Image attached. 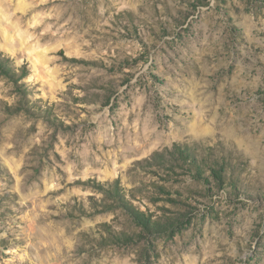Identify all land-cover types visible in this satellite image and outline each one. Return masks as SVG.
I'll return each mask as SVG.
<instances>
[{
	"label": "rangeland",
	"instance_id": "1",
	"mask_svg": "<svg viewBox=\"0 0 264 264\" xmlns=\"http://www.w3.org/2000/svg\"><path fill=\"white\" fill-rule=\"evenodd\" d=\"M0 50V264H264V0H0Z\"/></svg>",
	"mask_w": 264,
	"mask_h": 264
},
{
	"label": "trees",
	"instance_id": "2",
	"mask_svg": "<svg viewBox=\"0 0 264 264\" xmlns=\"http://www.w3.org/2000/svg\"><path fill=\"white\" fill-rule=\"evenodd\" d=\"M26 67L17 68L13 61L7 57L1 50H0V75L11 79L15 82L16 86L20 88L22 92L24 91V85L19 83L21 79H23L27 75ZM28 105V104H27ZM26 105V102H23L22 109L29 110ZM20 109V110H22ZM174 156L177 158L184 160L185 162H189V165L193 168H195L198 172V176L203 174V170H205V166L203 167L204 161L197 160L192 155L190 156L188 148L178 147L174 151ZM178 155V156H177ZM192 168V169H193ZM223 165L221 167H212L210 166L209 169L211 170L212 174L216 176L217 178H222V170ZM106 192L109 196L112 198H115L116 200H119L122 202V205L130 211V213L134 216L136 219V222L139 225L144 226L148 230H153L157 232L161 228H165L164 225L159 221H154L151 218L145 216L143 213L138 211L131 203H129L125 197L124 193L122 191V188L118 181H115L114 183L110 184V187L105 188Z\"/></svg>",
	"mask_w": 264,
	"mask_h": 264
}]
</instances>
